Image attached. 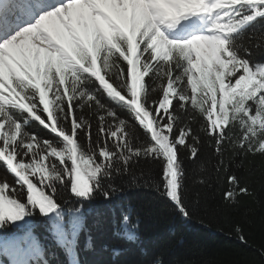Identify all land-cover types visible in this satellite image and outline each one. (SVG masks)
<instances>
[{
  "label": "trees",
  "instance_id": "trees-1",
  "mask_svg": "<svg viewBox=\"0 0 264 264\" xmlns=\"http://www.w3.org/2000/svg\"><path fill=\"white\" fill-rule=\"evenodd\" d=\"M210 2L212 6L216 0ZM211 14L221 21L214 20L216 36L226 38L254 71H264V3L251 0ZM121 17L115 24L91 25L92 31L82 33L78 43L64 46L84 72L93 70L91 74L70 71L59 54L40 59L48 64L41 82L51 106L36 86L31 67L28 85L14 94L25 110L16 104L3 106L0 118L7 122L6 131L14 134L16 124L21 125L15 144L18 161L32 163L51 148L68 150L59 132L71 135L77 123L81 155L102 171L92 178L88 193L80 195L72 190L71 159L62 165L50 158V178L43 185L39 177L32 178L56 205L55 211L43 215L38 205L28 202L27 186L0 160V185L8 184V195L26 211L23 219L0 224V264H264V155L258 151L264 130L257 127L252 139L251 118L240 116L223 136L212 135L205 113L176 99L169 142L175 151L155 141L142 124L147 118L141 121V110L135 107L138 96L131 88L133 68L147 70L139 63L135 39L149 24L141 13ZM217 23L235 31L225 34L214 28ZM104 72L109 81L102 79ZM169 76L168 62L160 60L144 77L147 106L164 99ZM53 89L57 99L60 89L66 96L71 89L74 97H68L71 106L67 99L56 102L58 130L50 126ZM189 91L184 83L179 94ZM214 97L213 91L215 108ZM7 99L0 94V102ZM37 104L41 118L26 112ZM250 110L252 116L264 115L258 102H252ZM222 125L218 114L215 126ZM184 130L190 134L181 144L177 141ZM28 143L39 147L29 152ZM153 146L159 149L151 150ZM104 151L110 159L101 155ZM229 177L247 187V194L237 192L233 201L226 200L225 193L233 188Z\"/></svg>",
  "mask_w": 264,
  "mask_h": 264
},
{
  "label": "snow or ice",
  "instance_id": "snow-or-ice-1",
  "mask_svg": "<svg viewBox=\"0 0 264 264\" xmlns=\"http://www.w3.org/2000/svg\"><path fill=\"white\" fill-rule=\"evenodd\" d=\"M243 2H251V0H216V3L211 7L207 6L206 0H151L144 8L150 24L141 30L135 43L139 46L136 53L139 63L147 65V70L133 68L131 88L133 95L138 96L135 107L141 110V121H144L145 117L147 118L146 122H142V124L151 131L155 141L160 140L164 146L171 150H174V147L169 142L171 131L175 126V113L171 109L173 101L176 99H179L182 105L190 104L204 112L209 122V132L212 135L223 136L224 130L235 122V118L240 116L246 119L251 118L253 128L250 130V137L252 139L257 134V127L264 130V115L252 116L250 110L252 102H258L264 108V71H254L250 64L230 47L226 38L208 35L179 41L169 39L164 31L165 26L177 23L188 14L226 9ZM259 2L264 3V0H259ZM17 11L28 14L43 11V14L35 24L24 27L0 44V61L4 66L3 75L0 76V94L8 98L0 102V114L3 112L4 105L15 104L12 97L15 93L21 92V85H28L31 79L29 68L35 61L47 57L49 54L58 53L59 58L69 67L70 71L79 69V72H84V69L75 63L64 46L70 48L73 42H79L77 29L85 17L106 16L104 10L92 0H65L64 3L55 7L52 5L42 7L39 3H29V0H12L9 13L14 14ZM4 23L10 31L13 27L12 21L6 17ZM214 28L225 34L235 31L231 25L221 23H217ZM145 33H147L146 36ZM160 60L168 62L169 82L164 99L159 104L149 107L147 106V88L144 77L150 74L153 65ZM209 60H211V66H209ZM174 61L176 63H173ZM180 61L185 62L186 67H182ZM87 67L88 63L85 62L84 68ZM102 68L103 66H101V70ZM177 70L182 71V76ZM92 71L89 69L84 73L91 74ZM141 74L143 79H140ZM233 77H235L234 80ZM102 79L109 81L107 72H104ZM184 83L187 84L190 91L187 95H180V89ZM110 84L117 91L113 84ZM55 91L56 89H53L49 92L53 101V107L50 108V126L53 130H58L55 116L56 102L67 99L71 106L74 97L71 89L67 96L64 95L63 89H60V99H57L53 95ZM213 91L215 92V108L213 107ZM69 96H72L71 101L68 99ZM88 99L93 100L95 97L89 96ZM16 106L25 110L23 106ZM38 107L37 104L36 107H32L30 111L26 112L39 116L37 114ZM218 114L227 118L226 123L220 128L215 126ZM33 117L35 118V116ZM43 121L45 123V120ZM78 127L79 125L74 123L71 135L63 131H60L59 134L69 145L68 155L73 165V173L70 177L74 180L72 190L74 193L86 195L92 187V178L97 177L102 168L93 159L81 155L75 135V130ZM6 128L7 122L0 118V160H3L27 186L28 202L38 205L41 213L48 215L55 211L56 205L48 200L42 187L38 188L33 183L32 177L39 175L43 185L51 176L49 172L50 158H58L63 165L66 154L51 148L50 152L45 153L32 163L18 161L15 144L22 134L21 125L16 124L14 134H9ZM119 132H124L123 127ZM186 134H190V130H184L177 142L186 143ZM245 139L247 140L249 137H245ZM25 147L30 152L39 145L28 143ZM252 149L257 150V147L253 146ZM258 149L259 153L264 155V143H260ZM101 155L105 159H110V154L107 151L102 152ZM173 158L175 159V156ZM173 180L175 181V174H173ZM229 181L233 188L225 193L226 200L233 201L237 192L241 195L247 194V187H240L235 177H229ZM9 191L8 184L0 185V224L5 220L10 222L21 220L26 214L25 206L9 196Z\"/></svg>",
  "mask_w": 264,
  "mask_h": 264
},
{
  "label": "rangeland",
  "instance_id": "rangeland-1",
  "mask_svg": "<svg viewBox=\"0 0 264 264\" xmlns=\"http://www.w3.org/2000/svg\"><path fill=\"white\" fill-rule=\"evenodd\" d=\"M92 2L96 3L99 7H101L104 10V12L106 13V16L105 17H100V18L85 17L80 22V24L78 26V29H77L79 38H80V36H82V33H89V32L92 31V29H91L92 27H90V23L93 20L94 21H102L104 23L106 22L107 24H109V23L114 22V19L116 17H121L126 12H128L130 14V16H134L137 12L141 13L142 15H144V19H145L146 23L150 24V21H149L147 15L144 12V8H145V6L148 3L151 2V0H92ZM101 19H103V20H101ZM184 22L187 23L188 21L184 20ZM187 24H191V22L189 21ZM187 24H185V25H187ZM199 25H203L202 29H200V27L199 28L197 27V31H198L197 34H194V35L190 36L189 38H186L183 41L190 40V39H192L193 37H196V36L214 35V32L211 29V17H209L205 21L199 22ZM191 29H193V28H189V27H185L184 26V27H182L181 30H183V31H191ZM164 31H166V27H165ZM200 31H202V32H200ZM16 33L17 32H15L13 35H15ZM13 35H11V36H13ZM165 35H166V33H165ZM11 36L9 38H6V39L2 40L0 42V44H2L5 40L10 39ZM49 55L53 56V54H49ZM47 57H44V58H47ZM44 58H42V59H44ZM47 66H48V64H47L46 61L42 63L40 60H37V61H35L32 64L31 72H32V74L34 76V79L36 81V86L38 88L42 89L44 95L46 96V98H47V100L49 102V99H48V97L46 95V92L43 90L42 84H41V80L43 78H45V72H46ZM209 66H211V60H209ZM3 72H4V66H3L2 61H0V76L3 75ZM232 79L234 80L235 77H233ZM12 99L13 100L17 99L18 101L21 102L20 98L16 97L15 95H13ZM49 104H50V102H49ZM260 115H262V114H260ZM225 119H227V118L220 116V120H221L222 124H225ZM153 149H159V148H157L156 146H153L151 148V150H153ZM61 152H64L66 154V158H65V160H66L69 157L68 150L61 151ZM173 157L171 158L172 161H174ZM52 158H54L55 160L60 162L58 160V158H55V157H52ZM8 169L10 170L9 167H8ZM10 172H11V174L13 176H15L17 181H21L20 178L18 176H16L15 173H13L11 170H10ZM49 172H50V170H49ZM34 177H36V176H34ZM37 177H39V175H37Z\"/></svg>",
  "mask_w": 264,
  "mask_h": 264
}]
</instances>
